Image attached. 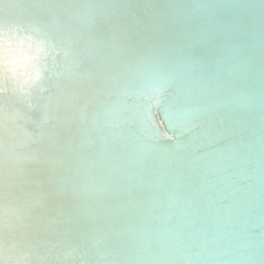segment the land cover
I'll list each match as a JSON object with an SVG mask.
<instances>
[{
	"label": "bare ground",
	"instance_id": "6f19581e",
	"mask_svg": "<svg viewBox=\"0 0 264 264\" xmlns=\"http://www.w3.org/2000/svg\"><path fill=\"white\" fill-rule=\"evenodd\" d=\"M5 28L43 53L0 92V264H264V0H0Z\"/></svg>",
	"mask_w": 264,
	"mask_h": 264
},
{
	"label": "clouds",
	"instance_id": "9594fccd",
	"mask_svg": "<svg viewBox=\"0 0 264 264\" xmlns=\"http://www.w3.org/2000/svg\"><path fill=\"white\" fill-rule=\"evenodd\" d=\"M43 48L32 36L15 29H0V92L10 87L25 89L42 75L40 58Z\"/></svg>",
	"mask_w": 264,
	"mask_h": 264
},
{
	"label": "snow or ice",
	"instance_id": "6c2138e0",
	"mask_svg": "<svg viewBox=\"0 0 264 264\" xmlns=\"http://www.w3.org/2000/svg\"><path fill=\"white\" fill-rule=\"evenodd\" d=\"M157 127H163V123L159 122L157 124ZM164 138L169 139V140L175 139V137L173 135H171L166 128H164Z\"/></svg>",
	"mask_w": 264,
	"mask_h": 264
}]
</instances>
